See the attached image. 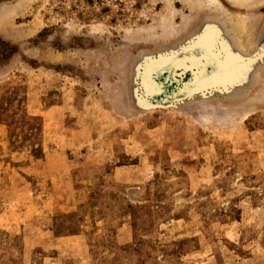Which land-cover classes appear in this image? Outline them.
<instances>
[{
    "label": "rangeland",
    "instance_id": "rangeland-1",
    "mask_svg": "<svg viewBox=\"0 0 264 264\" xmlns=\"http://www.w3.org/2000/svg\"><path fill=\"white\" fill-rule=\"evenodd\" d=\"M16 2L0 264H264V0Z\"/></svg>",
    "mask_w": 264,
    "mask_h": 264
},
{
    "label": "bare ground",
    "instance_id": "bare-ground-1",
    "mask_svg": "<svg viewBox=\"0 0 264 264\" xmlns=\"http://www.w3.org/2000/svg\"><path fill=\"white\" fill-rule=\"evenodd\" d=\"M16 1L17 2L14 4H20L21 2H23V0H16ZM182 1H186V0H182ZM196 1H199V0H196ZM229 1L236 3V4H242L243 3L245 6H251L254 4V2L256 3L257 0H229ZM207 2L210 4H213V5H215V4L218 6L220 5L219 0H207ZM12 6H14V5L9 4V2H6L4 4V6L2 7L1 12L2 11L5 12L7 10L11 11ZM205 68H206V61L203 58L181 59V60H178L176 63L174 62L172 74L170 75V79L175 80L176 82H179L180 80L175 79V75H176V70L181 69L182 75L184 73H186L187 70H192L193 71L192 72V81H193L198 76V74L200 72H202Z\"/></svg>",
    "mask_w": 264,
    "mask_h": 264
}]
</instances>
